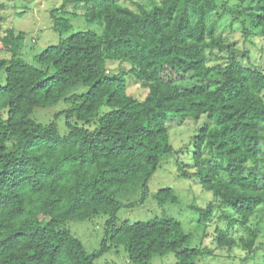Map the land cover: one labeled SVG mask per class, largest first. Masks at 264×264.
Returning a JSON list of instances; mask_svg holds the SVG:
<instances>
[{
  "label": "trees",
  "instance_id": "obj_1",
  "mask_svg": "<svg viewBox=\"0 0 264 264\" xmlns=\"http://www.w3.org/2000/svg\"><path fill=\"white\" fill-rule=\"evenodd\" d=\"M129 1L63 0L51 12L57 33L74 29L70 4L82 6L101 33H73L37 55L36 64L21 57L26 33L0 32V51L11 54L0 60L6 77L0 85V264H98L121 247L131 264H151L168 253L177 264H199L217 250L235 248L245 253L242 264H257L264 68L245 64L244 55L239 58L217 35L220 17L214 16L224 0ZM253 2L255 10L238 21L246 35L254 29L264 35V0ZM114 63L131 66L116 74L109 71ZM127 75L148 90L144 101L130 95ZM78 85L89 91L67 97ZM62 100L71 105L66 138L56 123L42 125L32 117L37 108ZM171 117L208 119L193 138L195 172L182 176H198L214 196L200 210V222L212 221L216 204L223 209L219 221L225 227L217 225L214 248H190L192 235L172 218L117 226L124 207L117 194L147 190L162 159L174 152ZM178 201L173 189L158 193L160 204ZM101 214L110 216L106 237L102 249L89 254L66 224Z\"/></svg>",
  "mask_w": 264,
  "mask_h": 264
},
{
  "label": "rangeland",
  "instance_id": "obj_2",
  "mask_svg": "<svg viewBox=\"0 0 264 264\" xmlns=\"http://www.w3.org/2000/svg\"><path fill=\"white\" fill-rule=\"evenodd\" d=\"M123 3L130 5L129 0H122ZM63 0H0V32L6 33L8 29H15L18 32L27 34L25 49L21 57L30 64L35 63V57L51 46H58L63 40L73 33L79 31H96L98 26L87 22L86 10L82 6L68 5V17L71 18L74 29L66 34L60 35L53 29L51 12L60 9ZM255 10L253 0H224L216 10L214 20L219 18L217 26V35L225 39L227 46L237 50L239 58L244 55L242 61L247 65L264 68V35L254 29L246 35L243 27L239 24L240 14ZM61 17V14L59 15ZM67 16V15H64ZM243 23L248 25L245 21ZM211 57L212 64L215 63V57ZM220 56H228L227 53ZM11 58V54L0 51V60ZM219 63H224L219 62ZM130 63L112 64L109 66L111 73H121L130 69ZM129 85V93L135 99L144 101L148 95L140 84L135 82V78L126 76ZM134 79V80H133ZM5 73L0 74V85H5ZM89 88L82 85L76 86L67 97L87 93ZM70 103L62 100L58 104L48 108H37L33 114V119L42 125L56 123L58 134L66 138L69 129L67 127L66 111L70 108ZM107 108H102V113ZM180 117H171L168 119V128L170 143L174 152L162 159L161 167L148 183L147 190L144 187H138L128 192H120L116 200L124 207L117 214V226L124 222L130 224L138 222H150L156 219L172 218L180 221L188 234L193 239L190 248H214L215 247V229L218 226L225 227V224L219 221L223 209L215 205L214 217L207 224L200 222L201 212L210 203H213L212 193L205 191L200 185V178L193 176L185 178L182 176L184 170L195 172L194 168V144L193 138L199 129L207 122L203 117L196 121L188 119L181 121ZM78 127H86L83 123L76 120L70 121ZM88 127V126H87ZM89 128V127H88ZM223 168V167H221ZM224 170L222 171V173ZM264 183V178H263ZM173 189L179 198L177 203L168 202L160 204L158 202V193L163 189ZM219 204V203H218ZM257 220L259 225V238L257 246L259 254L257 255V264H263L264 257V215ZM258 216V217H260ZM110 219L108 214H101L85 221H70L66 224V229L76 236L84 245L89 254L102 249L103 241L106 237V223ZM258 224V223H257ZM240 233V232H239ZM238 232H232V235L238 236ZM214 242V243H213ZM216 249V248H215ZM245 257L244 251L235 248L232 251L217 250L216 256L202 260L199 264H242L241 260ZM98 264H131L124 248L118 250L112 249L97 261ZM151 264H177L174 253H168L164 256L155 257ZM252 264V263H249Z\"/></svg>",
  "mask_w": 264,
  "mask_h": 264
}]
</instances>
